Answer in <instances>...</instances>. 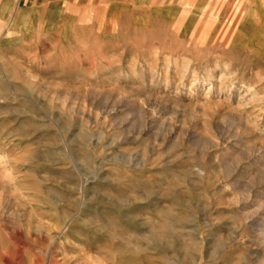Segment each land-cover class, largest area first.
I'll return each mask as SVG.
<instances>
[{
    "label": "rangeland",
    "instance_id": "1",
    "mask_svg": "<svg viewBox=\"0 0 264 264\" xmlns=\"http://www.w3.org/2000/svg\"><path fill=\"white\" fill-rule=\"evenodd\" d=\"M174 1H0V264H264V56Z\"/></svg>",
    "mask_w": 264,
    "mask_h": 264
},
{
    "label": "bare ground",
    "instance_id": "2",
    "mask_svg": "<svg viewBox=\"0 0 264 264\" xmlns=\"http://www.w3.org/2000/svg\"><path fill=\"white\" fill-rule=\"evenodd\" d=\"M189 1L191 0H180L182 5L180 3L179 4L182 7L172 6V5H177L175 1L173 2V4L172 2H169L170 7L159 8V10L161 11L163 15L169 14L170 18H172L174 15L175 16L177 15L175 14L176 12H179V11L181 12L183 10L184 3L189 2ZM248 1H249V4H247V1L241 0V2L238 5H236L233 8V10H231L229 13V18L232 19L231 22L238 26V28H235V29L232 28L233 29L232 34H234L236 38L240 37L241 35L238 36L236 33L240 32L241 30V32L243 33L242 39L244 40V43L242 44V46L249 47L253 50H256L257 51L256 54L258 56H264V49H263V46H264V0H248ZM241 4L243 8L245 7L241 15L242 17L241 16L236 17V11L238 13V8L239 6H241ZM246 4L249 7H251L250 12L246 10L247 9ZM181 18H182V15L178 16L179 21L181 20ZM226 23L227 21L225 22V24Z\"/></svg>",
    "mask_w": 264,
    "mask_h": 264
},
{
    "label": "crops",
    "instance_id": "3",
    "mask_svg": "<svg viewBox=\"0 0 264 264\" xmlns=\"http://www.w3.org/2000/svg\"><path fill=\"white\" fill-rule=\"evenodd\" d=\"M0 1H2L1 5L5 8H7V6H13V7L23 6V7H25V9L22 12H27L30 14H32L34 12H39L42 9L49 7L47 5H49L51 3L49 13L52 12V18H55V17L59 16L60 12L64 13L61 10L63 7V6H61L62 4L69 5L71 2L76 1V2H78V5H80L79 6L80 11L83 12V10H86L87 7L90 6L89 5L90 2H94V1L96 2L97 0H24L22 5H21V0H0ZM87 2H88V4H86ZM16 12H18V9L16 10Z\"/></svg>",
    "mask_w": 264,
    "mask_h": 264
}]
</instances>
